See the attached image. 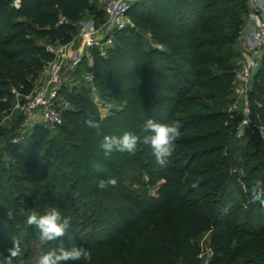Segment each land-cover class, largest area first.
<instances>
[{
	"label": "trees",
	"instance_id": "1",
	"mask_svg": "<svg viewBox=\"0 0 264 264\" xmlns=\"http://www.w3.org/2000/svg\"><path fill=\"white\" fill-rule=\"evenodd\" d=\"M14 1L0 0V88H2L0 121L11 112L14 104V101H5V96L9 94L3 91V88L9 83H15L21 91L29 93L33 85L31 81L36 73L38 74L46 62L52 59L46 51L48 44L68 43L74 33L78 32L74 24L84 19L87 14L100 22L105 21L102 0H21L19 9L14 7ZM248 12L246 0H142L129 12L133 27L118 34L109 55L105 58L94 52V65L91 69L95 76L96 92L94 93L83 80L79 84L81 89H78L79 85H74L66 90L65 95L73 107L65 113L64 124L57 131L64 134L63 138L68 142L65 145H70L71 148L65 150L63 154L64 149L55 146L54 143L50 144L51 148L48 146L45 156V160L49 159L50 163L46 165L44 171L39 174V166L37 164L31 166V172L38 178L33 180L27 176L20 178L22 185L26 187L24 193L37 200L42 207L46 204L45 200L65 196L66 206L62 205V201L55 203L57 208L59 206L62 217L69 219L70 215L79 214L83 217L80 228L88 225L90 230L93 228L90 233L93 235H96L100 225L111 224L109 215L112 211L118 213L116 218L118 224L114 223L118 232L115 236L90 237L82 243H79L78 237H72L73 243H67L69 248L66 249L73 246L88 249L92 255L90 262L68 261L66 264H195L199 250L198 238L202 233L213 229L216 247L219 246L217 241L221 237L216 230L226 228L225 230H228L226 233L224 231L226 236L220 241L227 240V234L234 227H225L223 205L218 197L229 178L224 171L227 160L221 161L215 157L202 164L199 169L189 170L190 168L177 167L178 165H175L177 160L173 157L171 165L167 163L161 167L169 174L163 178L165 183L157 193L159 198L153 197L150 190L134 194L124 183L125 172L131 169L133 164L140 166L137 163L138 158L131 157L132 155L127 152L124 154L114 152L111 156H115L116 159L113 161L109 156L106 157L100 148L104 135L120 136L124 131H134V127L123 124L116 112L103 117L94 96L98 95L106 104H123L127 109L124 111L127 116H132L134 108L139 109L140 114L146 119L149 99L155 98L154 101L159 106L168 105L171 114L180 110V105L187 100L199 101V97L186 98L191 93V87L183 84L177 88L176 81L179 78L190 83L189 77L185 74L194 78L193 87L215 94L228 93L232 87L236 67L230 63L236 56L230 46L237 43ZM16 14L27 17L29 21L15 22ZM60 15L69 19L71 24L59 25ZM20 26H26L37 39H25L23 35L26 33L18 30ZM149 26H153L152 33L158 43L167 47L165 52L157 49L143 51L134 29ZM142 55L145 62L142 61ZM195 69L197 71H194ZM183 70H186L185 74ZM256 76L257 80L262 82L260 90L262 89L264 93V58ZM31 77L32 79L28 80ZM187 107L181 112H188ZM89 116L99 123V135L97 129L86 126L85 121ZM20 120L21 117L18 115L8 126L17 127ZM68 120H71L73 125L70 130L66 129ZM181 120L175 122L180 124ZM198 120L213 128L218 126L214 116L205 120L202 116ZM199 125L197 129L200 128ZM49 131L43 126H36L33 136L35 142L38 145H45ZM4 134L6 133L1 136ZM209 135L210 137H204L203 140L213 142L216 149L209 153L211 156L220 154V151L228 149L229 145L235 150L238 148L237 139L231 138L226 129L213 130ZM190 143L192 142L183 139L176 142V146ZM13 146L15 145L9 141H4L0 148V161ZM147 148L152 154L151 149ZM179 152L182 151H175L173 155H179ZM16 160H20L19 151ZM151 160L152 168L156 169L158 166L156 159ZM56 162H59V165L51 177L49 190L51 196L48 198V184L46 185L44 180ZM115 165L117 168H112ZM4 173L6 167L0 163V176L4 177ZM179 175L195 176L198 179L196 181L198 187H191L194 182L188 179L183 182ZM72 176L74 181L69 183L71 180L69 177ZM113 176L118 179L117 186L104 191L97 187L99 180ZM171 176L176 177L170 178ZM36 181L39 185L34 191L27 187L26 184ZM11 186L7 181L0 195L4 191L10 195ZM185 187L189 189L184 191ZM202 188H206V191L197 193V190ZM72 199L83 209L78 208L79 211L71 212L72 208H76V202H72ZM0 201V224L6 228L7 235L15 232L16 224L11 220L14 217L19 219L20 210L18 206L11 205L5 212L4 197L1 196ZM176 206L185 214L178 220L179 224L167 219L163 221L167 216L165 210ZM33 210L38 212L37 208H31V211ZM77 225L76 219L71 220L68 230L73 232ZM174 227H177L178 231ZM217 234L219 236L216 237ZM234 237L239 244L244 237H251L252 244L256 243L255 248L261 245L258 239L261 237H255L251 227L245 233L235 231ZM5 238L0 233V252L12 246L11 240ZM5 240L7 245H4ZM226 242L227 248L231 246V241ZM56 247L60 245L56 244ZM219 248L222 247L217 248L221 250ZM233 257L235 255L230 252H227L226 257L216 255L212 264H228Z\"/></svg>",
	"mask_w": 264,
	"mask_h": 264
},
{
	"label": "rangeland",
	"instance_id": "2",
	"mask_svg": "<svg viewBox=\"0 0 264 264\" xmlns=\"http://www.w3.org/2000/svg\"><path fill=\"white\" fill-rule=\"evenodd\" d=\"M85 18L94 19L92 17L90 18L88 14L85 16ZM245 20L246 21L241 28V33L239 35L237 43L230 46V49L235 51L236 54V56L230 61V63L236 65V67L233 75L234 77L232 87L228 93L215 94L212 91L210 92L207 90H202L198 87H193L194 78H192L191 75L185 74L186 70H183L185 76L189 77L190 83H187L182 78H179V80L176 81L177 88L179 89V87L183 84L191 87V93L187 95L186 98L189 99L190 97H199L198 102H190L189 100H187L186 103L184 102L182 105H180V110H178L175 114H171V111L168 110V105L159 106V104L154 101L155 98L149 99L147 103L148 116L146 117V119L152 118L161 123H173L177 120L179 122L182 119V122L180 123L181 135L176 142H179L183 139H187L192 142L184 146H176V151L180 150L182 152H179V155L175 154L176 156L173 155L172 157H170L168 161L169 165H171L172 161L174 160L173 157L177 160V162L175 163V165H178L177 167L190 168L189 170H197L202 166V164L211 161V159L215 157L221 161L227 160L225 162L226 166L224 165V167H226L224 168V171L225 175H228L229 178L225 184L226 186L218 197L219 200L222 201L223 205L222 213L224 216L225 227L233 226L234 228L231 229L227 234V240L225 241L220 240L222 237L226 236L225 233L228 230H225L226 228H220L216 230V232L221 236L217 241L219 242V246L217 245L216 247L215 242L213 241V229L207 230L206 232L202 233L198 238L199 250L195 258V264H212V262L214 263L215 261L214 257H216V255H222L226 257L227 252L235 255V257L229 260L228 264H264V206H261L258 202L255 204L249 202L250 192L253 185L257 182L264 183V93L262 89L260 90V85H262V82H260V80H257L256 75L258 71L247 84L239 83V81H237L235 78V73L240 68L238 66V62L242 58L244 52V46L241 43V37L244 34L247 18H245ZM14 21L28 22L29 19L27 17L18 16V14H16L14 17ZM152 27L153 26H149L147 28H136L134 29V34L139 37V40L141 41L143 47V51L157 49L159 51L165 52L167 50V47L162 46L158 43V40L152 33ZM18 30L24 31L23 33L27 34L23 35L25 39H37V36L34 35L26 26H20ZM77 34L78 32L76 34L74 33L73 36L71 35L72 37L70 38L68 43H71L73 40H75ZM75 44L77 45V43ZM93 54L94 53H92V55ZM144 59L145 58L142 55V61ZM117 60L119 61V59ZM91 65L92 64L87 59L81 62L77 78L74 81V85L80 84V82L84 78V74L90 70V67H92ZM44 71L45 66L41 71L38 72V74L36 73L34 79L31 81V85H33L29 93L33 92L41 84L40 82ZM194 71L197 70L195 69ZM31 79L32 77L28 78V80ZM78 87V89H81V85H79ZM3 89V91L8 92L9 94L5 96V101H14L12 110L17 105L18 94L20 95V97L22 95L29 94L25 91H21L19 86H17L15 83H9ZM12 95L14 98L11 97ZM94 97V101L99 106L100 112L103 117L109 116L112 112H116L118 114V117L120 118V121L123 124H127L129 127L133 126L134 131L132 132L139 135V131L142 129L143 124L146 121L145 116L143 114H140L139 109L134 108L132 116H127L124 113V111H126L127 109H125V106L123 104H106L100 100L98 95ZM185 107H187L188 112H181V110ZM12 110L0 121V148L2 147L4 141H9V143L15 145L13 146V148H10V151L5 153L3 159H1L0 161V163L3 164L4 167H6V173H4L5 176H0V192L2 191V189H4L7 181L10 185H12V192L9 195L4 191L2 192V195H0V197H4V201L6 203L5 212H7L8 207H10L11 205H15V207L18 206L17 208L20 210V214L19 219L17 217H14L12 218L13 220H11L13 224H16L15 232L6 235V228H4V226L0 224V233H2V237L10 239L12 242V246L13 238L20 242L23 250L22 259L25 264H38L39 258L43 254L53 249L59 248L56 247V244H59L60 247L64 246L65 248H69V245L67 243H73L74 239L72 237H78L79 243H82L90 237L115 236L118 233L114 226V223L115 225L118 224V221L116 220L118 213L115 211H112L111 215H109V221H111V224L109 223L102 226L100 225V227L96 231V235L90 234L93 228L90 230L88 225L80 228L79 225L81 224V220L83 217L79 214L70 215V221L73 219H76L78 221V225L73 229V232L67 230L65 236L58 238V240L50 242L42 241L39 238V230L35 226L30 227L27 225L26 216L27 213L31 211V208H37V213L43 215L50 207H56V201H62L61 203L62 205L65 204L64 206L67 205V202L65 200V196L60 198L62 200L54 197V199L48 201L45 200L44 202L46 204L42 207V205H39V202L37 200H34L33 197H30L29 195L24 193L26 187L25 185H22L20 178L26 176L29 177L30 180L38 178L31 172V166L33 164H37L39 166V174L44 171L46 165L50 163L49 159L45 160L47 148L48 146H50V144L54 143L55 146L58 145L61 149H64L63 154H65V150L68 151L71 146L65 145V143L68 142L64 140V134L58 131H49L45 145H38L33 138L34 130L38 125L35 122H26L19 111H16L13 117H17L19 115L21 117L20 123L17 124V127L8 126L11 123V119H8V117L11 118L10 114L12 113ZM194 116H196V118H193ZM202 116L204 117V120L208 117H216L218 126L213 128L211 127V125L203 124L202 122H200V120H198V118H202ZM198 125L200 127L199 129L196 128ZM72 128L73 125L71 124V120H68L66 129L70 130ZM224 129H226V131L230 133L231 138L237 139L238 148L235 150L231 148L232 145H229L227 147L228 149L220 151V154H214L213 156H211L209 153H211V151L216 148L213 147L214 144L212 141L205 142L203 139L204 137H210L209 134L213 130L222 131ZM3 133L6 134H4V136H1V134ZM72 143L73 142H71V145ZM224 143L226 144L228 142ZM17 151L20 152V160H16ZM145 151L146 153L144 154ZM131 157H137V163L140 166L137 167V164H133L132 168L128 169L125 172L124 183L128 190H130L134 194H140L145 190H150L153 197L159 198L157 193L165 183V180L163 178L166 174H169V172L163 170V168H161V166L159 165L156 166V169L152 168L151 159H155V157L153 154L149 153L147 146L138 145L136 153ZM109 158L113 161L116 159L115 156H109ZM58 165L59 162H56L55 167L49 169L48 177L44 180L45 184H48V198L51 196L49 192V190L51 189L50 180L51 177L56 173V167H58ZM239 167H242L243 169H239ZM112 168L116 169L117 167L115 165V167L112 166ZM174 177L176 176H171L170 178ZM60 178L62 179V176H60ZM69 178L71 179L69 180V183H71V181H74V176ZM179 178H181L183 182H185L187 179L191 182L198 181L195 176L188 177V175H179ZM241 178L245 179L246 181H244L243 179L241 180ZM35 183L26 185H28L27 187L34 191L35 188L39 185L38 181H36ZM188 187H185L184 191L188 190ZM197 191V193H201L206 191V188H202ZM52 192H54V190ZM71 201L76 202V200L73 199ZM75 207V209L72 208L70 211L75 212L79 211L78 208H81V210L83 209L79 206L78 202L75 203ZM165 214L167 216L164 217L163 221L167 219L176 223L181 219V216L185 215L183 212L179 211L177 206L167 208L165 210ZM177 224H179V222ZM250 227L255 233V237H261L258 238L261 245L256 248V243L252 244L251 241L253 238L251 237H244V239H242L243 241L240 244L238 243V240L235 239L236 237L233 238L235 231L245 233L249 230ZM174 229L178 231L177 227H174ZM83 230L85 232H83ZM218 234L216 235V237L219 236ZM233 239L235 240L233 241ZM6 241L7 240L4 241V245H7ZM226 241H231V246H228V248L226 245ZM220 246L222 248H219L221 250H218L217 248ZM224 248H226V250H224ZM8 249L9 248L6 247L5 250H1L0 254H2L3 256L0 255V264H5L4 256L8 255Z\"/></svg>",
	"mask_w": 264,
	"mask_h": 264
},
{
	"label": "built area",
	"instance_id": "3",
	"mask_svg": "<svg viewBox=\"0 0 264 264\" xmlns=\"http://www.w3.org/2000/svg\"><path fill=\"white\" fill-rule=\"evenodd\" d=\"M142 0H102L105 21L84 19L74 24L78 34L71 43L48 44L46 51L52 56L45 64L41 84L27 95L18 94L17 105L12 110L11 122L19 113L26 122H35L50 131H57L64 124V115L72 109V104L65 95L66 90L74 86V81L80 69V64L86 59L93 66L92 53L107 57L113 48L118 34L133 27L129 16L132 7ZM21 0H15L13 5L19 9ZM248 16L241 37L244 46L242 58L238 62L240 67L235 78L239 83L247 84L259 70L264 58V0H246ZM59 25H70L65 16L60 15ZM77 43V45L75 44ZM92 57V58H91ZM90 70L84 74V82L95 93V76ZM73 83V84H72Z\"/></svg>",
	"mask_w": 264,
	"mask_h": 264
},
{
	"label": "clouds",
	"instance_id": "4",
	"mask_svg": "<svg viewBox=\"0 0 264 264\" xmlns=\"http://www.w3.org/2000/svg\"><path fill=\"white\" fill-rule=\"evenodd\" d=\"M85 124L90 128L97 129V135L100 134L99 123L93 117L89 116ZM180 135V124L178 122L161 123L149 118L144 122L139 135L131 131H124L120 136L104 135L100 148L107 157L114 152H127L134 155L138 145H144L151 149L156 163L164 167L176 151V141ZM117 184L118 179L113 176L99 180L97 187L104 191L114 188ZM191 187H198V183L194 182ZM249 202L253 204L258 202L261 206H264V183L257 182L253 185ZM9 216H11V213H9ZM26 223L30 227L35 226L39 230V238L45 242L58 240V238L65 236L70 226V220L62 217L57 207H50L43 215L34 210L28 212ZM7 251L8 255L4 256L5 264H14V262L15 264H24L22 259L23 250L18 240L13 238V246ZM91 259V252L84 247L73 246L71 249H66L61 246L43 254L39 258L38 264H66L68 261L90 262Z\"/></svg>",
	"mask_w": 264,
	"mask_h": 264
}]
</instances>
